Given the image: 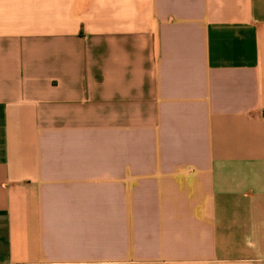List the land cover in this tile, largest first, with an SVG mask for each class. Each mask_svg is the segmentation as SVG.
Returning a JSON list of instances; mask_svg holds the SVG:
<instances>
[{
  "label": "crops",
  "instance_id": "crops-1",
  "mask_svg": "<svg viewBox=\"0 0 264 264\" xmlns=\"http://www.w3.org/2000/svg\"><path fill=\"white\" fill-rule=\"evenodd\" d=\"M0 264H264V0H0Z\"/></svg>",
  "mask_w": 264,
  "mask_h": 264
}]
</instances>
